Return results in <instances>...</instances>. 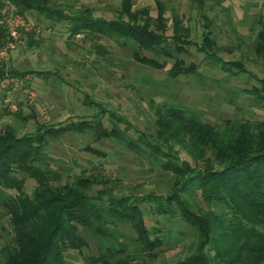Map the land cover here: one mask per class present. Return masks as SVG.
Masks as SVG:
<instances>
[{
	"label": "rangeland",
	"instance_id": "374dc122",
	"mask_svg": "<svg viewBox=\"0 0 264 264\" xmlns=\"http://www.w3.org/2000/svg\"><path fill=\"white\" fill-rule=\"evenodd\" d=\"M53 1L57 8L71 14L89 8L95 16L115 18L122 0ZM134 2L135 9L148 6L151 14L157 15L155 0ZM163 2L169 17L168 34L172 33L174 13L183 17L184 24L191 28L194 44L187 46L188 52L181 57L187 64L194 62L199 66L197 74L172 78L169 69L173 60L165 61L166 66L162 68L143 64L134 57L133 48L123 38L95 34L70 36L66 21L24 15L14 4L17 12L39 25L42 32L34 33L37 41L34 45H28V41L19 44L11 51L8 61L0 59L6 69L21 73L8 72L0 80V131L5 125L13 126L22 134L36 131L42 125L65 127L73 119L92 122L82 133L69 130L52 138L46 149L47 159L61 173V177L57 176L51 183L59 185L70 181L73 184L76 175L93 173L101 179L105 178L102 181L106 183L94 185L90 191L92 194L104 186L114 188L118 195H131L134 199L149 194L166 196L171 193L180 177L177 179L172 171L162 169V160H153L149 148L139 143L146 153H138L114 136L97 138L94 128H90L100 121L109 130L120 127L129 137L136 129L155 143L159 129L157 109L163 103L190 107L199 113L202 121L218 127L219 133L226 119L251 124L253 132L261 127L259 124L264 121V107L252 98L250 90L254 87L261 89L260 79L264 78V58L254 50L257 35L264 26V0H224L221 4L208 1L203 11L192 0ZM208 20L212 36L218 44L212 50L216 56H207L198 51L195 44L201 42ZM145 53L153 56L151 52ZM229 60L242 61L250 72L230 74L222 68V61ZM160 61L164 62V57H160ZM35 71H40V74ZM7 75L18 81L19 87L12 93L11 84L7 88L1 85ZM24 88L28 91L25 92ZM12 104L16 108H12ZM105 109L119 113L129 122L111 119ZM187 139L185 142H174L173 139L160 141L165 151H168L169 145L174 152L172 156L164 157L163 161L176 163L178 160V164L184 162L196 170L204 169L208 161H215L213 148L201 145L196 149L189 137ZM87 146L96 147L105 155L94 154L86 149ZM24 187L29 195L41 189L38 181L32 177L26 178ZM9 192L17 193L16 189H9ZM182 197L189 209L198 215L222 210L220 205L208 202L198 189L184 192ZM174 208L175 213L160 214L156 212L155 203L141 204L147 225L160 230L164 245L158 255L139 251V260L146 264H174L198 253L200 247L210 256L214 255V251H210L211 244L205 247L199 230L182 218L176 206ZM112 230L120 234V240L128 244L131 253L139 250L136 241L138 234L130 223L118 222ZM10 233L9 216L0 207V250ZM85 236L89 246L82 251L71 250L68 264H85V256L97 254L104 243L100 236L90 232ZM211 262L217 264L215 258Z\"/></svg>",
	"mask_w": 264,
	"mask_h": 264
},
{
	"label": "trees",
	"instance_id": "16d2710c",
	"mask_svg": "<svg viewBox=\"0 0 264 264\" xmlns=\"http://www.w3.org/2000/svg\"><path fill=\"white\" fill-rule=\"evenodd\" d=\"M9 1L24 15L66 21L70 36L95 34L123 38L133 48L134 57L143 64L162 68L166 66L165 61L173 60L169 69L172 78L199 73L196 63L187 64L181 57L188 52L187 46L194 44L191 28L184 24L183 17L174 13L172 33L168 34L169 17L163 0H155L157 15H152L148 6L135 9L134 0H122L115 18L95 16L89 8L71 14L57 8L53 0ZM208 1L221 4L224 0H192L200 11ZM3 5L4 0H0V6ZM202 15L207 18L205 13ZM209 26L208 20L201 42L195 44L198 51L216 56L212 50L218 44ZM7 35L5 28L0 27V48ZM28 43L30 46L37 43L34 32L29 33ZM254 50L264 58V26L257 35ZM146 51L153 56L146 55ZM160 57H164V62ZM222 68L232 75L250 72L238 60L222 61ZM8 72L21 74L6 69L5 63L1 62L0 80ZM35 72L40 74V71ZM260 83L261 89L254 87L250 92L264 107V78ZM105 110L111 119L129 122L119 113ZM157 114L159 129L155 143L136 129L129 137L120 127L109 130L100 121L90 127L94 128L97 138L114 136L138 153H146L139 146V143L144 144L151 150L153 160H162V169L172 171L177 179L180 177L174 190L166 196L149 194L136 199L131 195H118L114 188L107 186L95 194L90 193L94 185L106 183L102 181L105 178L93 173L76 175L73 184L70 181L59 185L51 183L57 176L61 177V173L47 159L50 141L69 130L82 133L91 121L73 119L65 127L42 125L36 131L22 134L13 126L5 125L0 131V207L9 216L11 233L0 250V264H68L71 250L82 251L89 246L87 232L100 236L104 243L97 254L85 256V264H146L138 259L137 253L158 255L164 239L159 229L147 225L141 209L144 202L155 203L156 212L160 214L175 213L176 206L182 218L199 230L202 244L206 247L210 243V251H214L210 256L200 247L198 253L174 264H212V258L217 264H264V121L253 132L251 124L226 119L219 133L218 127L205 123L197 111L183 104H160ZM187 137L196 149L201 145L213 148L215 161H208L201 170L184 162L178 164V160L176 163L163 161L174 152L169 145L165 151L159 142L171 139L185 142ZM86 149L105 155L93 146ZM27 177L36 179L41 187L32 195L24 189ZM9 189H16L17 193H11ZM197 189L208 202L220 205L222 210L208 215H198L190 210L182 193ZM118 222H128L135 228L139 250L131 253L128 244L120 240V234L112 230Z\"/></svg>",
	"mask_w": 264,
	"mask_h": 264
},
{
	"label": "built area",
	"instance_id": "2783aa9c",
	"mask_svg": "<svg viewBox=\"0 0 264 264\" xmlns=\"http://www.w3.org/2000/svg\"><path fill=\"white\" fill-rule=\"evenodd\" d=\"M0 27H4L8 34L3 46L0 48V59L2 61H8L12 55L11 51L17 48L19 44H24L28 41L30 32L36 34L42 32L39 25L34 24L28 17L19 14L16 6L8 0L4 1L3 6H0ZM10 84L13 89L10 90L11 93L19 87L18 81H16L14 77H9L7 75L6 79L1 83L2 88H7ZM24 91L26 92L28 89L24 88ZM9 95L11 94H8L7 96ZM11 107L16 108V105L12 104Z\"/></svg>",
	"mask_w": 264,
	"mask_h": 264
}]
</instances>
